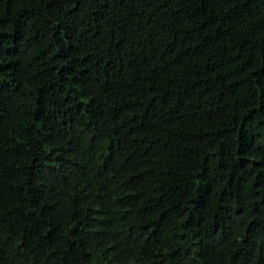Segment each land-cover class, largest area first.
Instances as JSON below:
<instances>
[{"label": "trees", "instance_id": "16d2710c", "mask_svg": "<svg viewBox=\"0 0 264 264\" xmlns=\"http://www.w3.org/2000/svg\"><path fill=\"white\" fill-rule=\"evenodd\" d=\"M0 264H264V0H0Z\"/></svg>", "mask_w": 264, "mask_h": 264}]
</instances>
